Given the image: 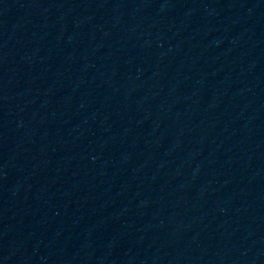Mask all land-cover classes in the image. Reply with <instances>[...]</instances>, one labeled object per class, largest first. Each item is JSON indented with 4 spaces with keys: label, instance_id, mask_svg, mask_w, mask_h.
Returning <instances> with one entry per match:
<instances>
[{
    "label": "water",
    "instance_id": "obj_1",
    "mask_svg": "<svg viewBox=\"0 0 264 264\" xmlns=\"http://www.w3.org/2000/svg\"><path fill=\"white\" fill-rule=\"evenodd\" d=\"M0 264H264V0H0Z\"/></svg>",
    "mask_w": 264,
    "mask_h": 264
}]
</instances>
